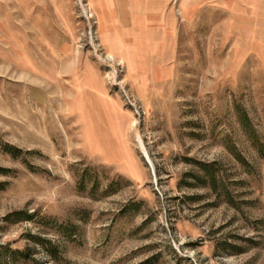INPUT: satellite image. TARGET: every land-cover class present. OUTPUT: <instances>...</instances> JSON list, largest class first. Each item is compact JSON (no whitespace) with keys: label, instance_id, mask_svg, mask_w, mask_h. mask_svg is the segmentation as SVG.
<instances>
[{"label":"rangeland","instance_id":"obj_1","mask_svg":"<svg viewBox=\"0 0 264 264\" xmlns=\"http://www.w3.org/2000/svg\"><path fill=\"white\" fill-rule=\"evenodd\" d=\"M177 1L108 52L86 0H0V264H264V0Z\"/></svg>","mask_w":264,"mask_h":264},{"label":"crops","instance_id":"obj_2","mask_svg":"<svg viewBox=\"0 0 264 264\" xmlns=\"http://www.w3.org/2000/svg\"><path fill=\"white\" fill-rule=\"evenodd\" d=\"M108 52L173 48L176 0H86ZM190 0H178L190 13Z\"/></svg>","mask_w":264,"mask_h":264},{"label":"trees","instance_id":"obj_3","mask_svg":"<svg viewBox=\"0 0 264 264\" xmlns=\"http://www.w3.org/2000/svg\"><path fill=\"white\" fill-rule=\"evenodd\" d=\"M13 149H15V148H13ZM17 151H19V150H17V149L16 150H12L10 148L8 149V152L10 154H12L14 157L17 156ZM16 215H18V216H21L22 215V218H18V219H24V220H27V221L32 220V217H33L31 214H28V212H19ZM150 263H151L150 261H146V262H143L142 264H150Z\"/></svg>","mask_w":264,"mask_h":264},{"label":"bare ground","instance_id":"obj_4","mask_svg":"<svg viewBox=\"0 0 264 264\" xmlns=\"http://www.w3.org/2000/svg\"><path fill=\"white\" fill-rule=\"evenodd\" d=\"M143 151L145 152L146 149L143 148ZM145 157L147 158V160H149V157H148V153H147V151H146V155H145ZM149 162H150V165H151V167H152V169H153V166H152V164H151V160H149Z\"/></svg>","mask_w":264,"mask_h":264}]
</instances>
